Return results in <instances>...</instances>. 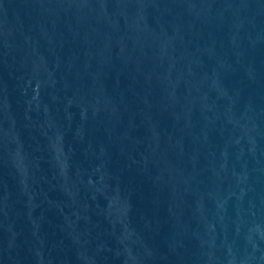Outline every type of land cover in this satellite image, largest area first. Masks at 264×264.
I'll return each mask as SVG.
<instances>
[{"label": "water", "instance_id": "95a60500", "mask_svg": "<svg viewBox=\"0 0 264 264\" xmlns=\"http://www.w3.org/2000/svg\"><path fill=\"white\" fill-rule=\"evenodd\" d=\"M0 264H264V0H0Z\"/></svg>", "mask_w": 264, "mask_h": 264}]
</instances>
